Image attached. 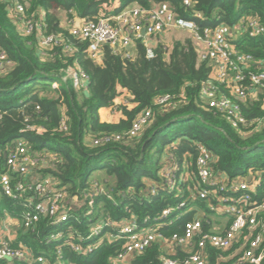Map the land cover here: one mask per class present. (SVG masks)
<instances>
[{
    "label": "trees",
    "instance_id": "1",
    "mask_svg": "<svg viewBox=\"0 0 264 264\" xmlns=\"http://www.w3.org/2000/svg\"><path fill=\"white\" fill-rule=\"evenodd\" d=\"M17 1L24 6L23 20L40 25L41 30L34 29L30 34L20 32V19L10 10L12 0H0V52L4 51L11 63L8 70L0 74V150L23 137L30 151L50 152L56 156L52 168L44 174L54 176L71 197L80 199L91 183L98 181L93 179L97 172L98 177L108 178L110 183L103 182L112 195V199L106 194L96 197L91 213H86L84 206L71 211L68 223L53 225L48 218H42L34 230L20 229L19 240L35 254H43L53 261L55 249L61 245L63 261L111 264V259L123 247V239H103L89 255L72 253L63 245L64 240L48 241L49 234L58 230L63 231L68 240L86 236L90 227L106 216L113 221L133 217L139 228L153 225L167 236L181 233L184 224L200 210L207 214L203 223L209 227L210 212L206 202L190 198L191 190L198 187L194 163L198 144L210 149L211 166L215 171L225 173L229 180L250 178L251 183L255 182L252 202L264 204V128L251 131L253 127L248 126L235 130L223 116L202 107L199 90L212 70L198 59L191 37L173 42L169 49L161 42L156 44L152 47V58H147L142 39L133 42L129 58L106 45L99 60L95 61L87 54V43L73 38L69 28L61 26L58 17V11H65L68 19L72 12L85 20L100 12L111 17L132 5L149 9L161 2H168L177 13L189 16L182 6L183 0ZM192 1L205 18L199 22L201 26L233 24L243 16L258 17L264 22V0ZM39 9L43 10L41 17ZM38 31L62 36L76 50L70 54L59 45L41 49ZM238 48L256 59L264 58L262 37H243ZM69 66H78L88 76L85 89L76 90L69 77L63 80ZM53 83L57 86L53 87ZM165 94L171 96L175 107L155 105V99ZM120 96H123L121 101H117ZM263 100L264 96H260L242 107L248 120L264 116ZM102 108L115 109L121 116L116 122L101 121L99 110ZM146 109L151 110L152 117L138 136L97 146L86 141L87 135L90 139L107 134L123 135L137 115ZM63 114L66 131L58 129ZM28 126L40 127L42 131L29 130ZM152 151L158 154L155 163L151 161ZM166 151L175 155L179 173H189L190 179L172 191L160 189L156 195H150V185L161 184L158 170ZM2 161L1 153L0 163ZM181 202L185 205L174 213L171 224L167 223L168 219L153 221L164 209L176 207ZM18 204L0 195V208L19 211ZM190 206L197 210L188 211ZM104 232L116 233V230L104 228L102 234ZM163 254L161 243H152L127 264H162Z\"/></svg>",
    "mask_w": 264,
    "mask_h": 264
},
{
    "label": "built area",
    "instance_id": "2",
    "mask_svg": "<svg viewBox=\"0 0 264 264\" xmlns=\"http://www.w3.org/2000/svg\"><path fill=\"white\" fill-rule=\"evenodd\" d=\"M182 6L189 16L177 13L168 2H161L149 9L127 7L111 17L100 12L80 25L70 26L69 33L73 38L85 41L89 58L98 61L106 45L123 57H131L129 49L136 39H142L147 58H152L154 51L152 46L146 44L147 38L171 30L187 31L197 49L198 59L212 70L210 78L199 90L202 107L223 116L235 130L248 126L253 127L251 131L263 129L264 116L250 121L242 112V107L250 102L251 96L264 95V58L256 59L243 52L238 48V42L243 37L264 38V22L258 17L243 16L233 24L201 26L199 22L205 18L194 8V2L183 0ZM10 10L23 22L24 34H30L34 29L41 30L40 25L23 20L24 6L17 0H12ZM38 33L41 49L59 45L70 54L76 50L62 36ZM6 62L10 63L6 53L1 51L0 68ZM65 73L63 80L69 77L76 90L86 88L88 76L78 66L67 67ZM56 86L53 83V87ZM173 103L168 94L155 99V105L159 107H175ZM151 117V110H143L123 135L107 134L92 138L90 142L97 146L136 137L149 124ZM27 129L38 133L42 131V128L33 126ZM58 129H68L64 114ZM26 143L23 137H18L0 150L3 155L0 163V195L18 202L21 207L19 211L0 208V264H73L63 261L61 245L56 247V259L53 261L43 254H35L19 240V230H34L42 218H48L53 225L68 223L71 211L84 206L86 213H91L96 197L106 194L112 199L111 191L98 181H93L80 199L71 197L67 188L61 186L50 173L41 175L37 172L47 165L52 167L56 156L52 153L51 156L47 155V152H32ZM196 148L194 163L198 187L191 190L190 198L206 202L210 212L209 227L203 223L207 214L200 210L184 224L181 233L167 236L153 225L139 228L133 217L113 221L106 216L100 217L86 236L79 235L75 240H68L64 232L58 230L49 234L48 241L64 240L63 245L72 253L89 255L103 239H123V247L111 259V264H127L156 242L161 243L165 250L160 257L162 264H261L264 260V204L252 202L255 182L251 183L250 178L229 180L225 173L212 168L213 157L208 147L198 144ZM185 168L183 165L182 169ZM158 176L161 184L150 185V195H156L160 189L172 191L190 179L189 173H179L177 160L171 151L162 155ZM184 205L185 202H181L176 207L164 209L161 216L153 221L168 219L167 223L171 224L174 213ZM189 210L197 209L190 206ZM185 212L187 209L182 214ZM104 228L114 229L116 233L102 234ZM212 253H215L213 261Z\"/></svg>",
    "mask_w": 264,
    "mask_h": 264
},
{
    "label": "crops",
    "instance_id": "3",
    "mask_svg": "<svg viewBox=\"0 0 264 264\" xmlns=\"http://www.w3.org/2000/svg\"><path fill=\"white\" fill-rule=\"evenodd\" d=\"M136 5H132V6H129V8L131 7H135ZM38 14H39V17L42 16L43 14V10L42 9H39L38 10ZM71 18L68 19L67 15H66V12L65 11H58V17L60 18V24L63 28H69L70 27V24H73V25H80L81 23H83L85 21L84 18H81L79 16H77L74 12L71 13ZM18 29L20 32H23L24 31V24L23 22L20 20V22H18ZM131 52L133 50V47H130L129 49ZM9 68V67H8ZM123 96L127 95L126 93H123L122 94ZM123 96H120L117 101H121V97ZM260 96H264L262 94H257V95H253L250 97V102H254V101H257L259 99ZM263 109H264V100H263ZM99 115H100V119L101 121H108V122H116L120 116H121V113L119 111H116L115 109H112V108H102L99 110ZM90 140V135H87L86 136V141H89ZM74 264V263H73Z\"/></svg>",
    "mask_w": 264,
    "mask_h": 264
},
{
    "label": "rangeland",
    "instance_id": "4",
    "mask_svg": "<svg viewBox=\"0 0 264 264\" xmlns=\"http://www.w3.org/2000/svg\"><path fill=\"white\" fill-rule=\"evenodd\" d=\"M70 26H73V24H70ZM189 37H190V34L187 31L171 30V31H166L164 33L156 35L153 38H147L146 39V41H147L146 44L153 47L156 44H159L161 42V43H163L165 45V47H167V49H169V47H171L173 42L178 41V40L179 41L180 40H185V39H187ZM10 66H11V63H9V62H6V63L2 64V68H0V74L4 73L6 70H8V67H10ZM46 154L51 156L50 152H47ZM50 156H48V157H50ZM157 159H158L157 152L156 151H152L151 152V161H152V163H155L157 161ZM46 167H48V165ZM46 167L45 168H41V170H39L37 172H39L42 175L44 173V171H47L48 168H52V167H48V168H46ZM97 173L93 174V179L96 178V180H98V183L104 185L105 183L103 181H108V178H105V177H102V176L98 177L99 174H97ZM103 178H104V180H102ZM108 183H110V182L108 181Z\"/></svg>",
    "mask_w": 264,
    "mask_h": 264
}]
</instances>
